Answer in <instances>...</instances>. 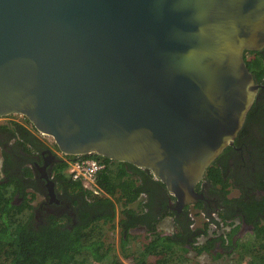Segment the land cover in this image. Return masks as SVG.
<instances>
[{
  "label": "water",
  "instance_id": "1",
  "mask_svg": "<svg viewBox=\"0 0 264 264\" xmlns=\"http://www.w3.org/2000/svg\"><path fill=\"white\" fill-rule=\"evenodd\" d=\"M262 49L264 0H0V117L148 169L180 211L240 132Z\"/></svg>",
  "mask_w": 264,
  "mask_h": 264
},
{
  "label": "trees",
  "instance_id": "2",
  "mask_svg": "<svg viewBox=\"0 0 264 264\" xmlns=\"http://www.w3.org/2000/svg\"><path fill=\"white\" fill-rule=\"evenodd\" d=\"M245 61L255 79H260L263 74L261 59ZM258 110L254 102L235 143L249 133L248 123ZM23 120L0 124V264H123L117 255L111 254L113 248L107 242L108 234L115 229L120 235V256L130 258L131 264H188L187 253L209 250L212 240L205 245H195L208 233L209 221L193 226L194 220L189 215L191 205L185 206L180 213L174 211L169 205L174 198L148 169L99 155L84 156L106 164L96 177L102 190L100 196L71 178L67 167L75 156L64 155L53 165L51 176L56 191L69 202L74 216L66 212L48 214L38 224L32 202L41 191L35 185L33 171L25 163L45 145L30 122L26 118ZM249 134L251 146L258 144V150H263L264 128ZM231 149L232 146H228L216 158L202 181L210 182L211 191L223 198V203L236 202L245 214L244 220L254 225L252 234L245 239L232 241L236 228L228 233L226 248H233L236 264H264V224L261 223L264 221V196L245 198L241 189L257 187L250 186V182L236 186L231 175L224 174L220 161ZM23 157L28 158L23 160ZM259 183L258 187H264L262 176ZM231 186L241 188L238 198H226ZM199 187L198 183L197 191ZM192 207L201 211L204 204L197 201ZM231 214L220 212L219 216L226 222L237 215L236 212ZM166 217L172 218L171 233L159 230L160 222ZM137 229L143 230L144 240L131 250L130 243L136 237L133 231Z\"/></svg>",
  "mask_w": 264,
  "mask_h": 264
},
{
  "label": "flooded vegetation",
  "instance_id": "3",
  "mask_svg": "<svg viewBox=\"0 0 264 264\" xmlns=\"http://www.w3.org/2000/svg\"><path fill=\"white\" fill-rule=\"evenodd\" d=\"M245 59L249 62H252L256 59H261L263 63L262 77L260 79H255L253 75L255 82L259 85L254 101L257 104L259 110L253 116L252 120L248 123V127H250L249 133L256 134L259 129L264 128V49L259 51L246 52ZM249 133L243 135L242 140L238 141L237 143H233L232 149L221 158L220 168L222 169V171H224L225 175H231V180H234L237 183L236 186L239 185L241 187L243 186L242 183L245 184L250 182V186L257 187L254 189L251 188V190L240 188L245 193V198L249 199L250 196L253 195L257 199H260L261 196H264V187H258V185H260V176H262L264 180V149L261 151L258 150V144L255 147L251 146V135ZM44 145L45 148L40 149L37 154L31 156L29 161L25 163V165L30 167L33 171L35 185L37 189L41 191V200L39 201L37 207H34V218L36 219L38 224H41L48 214L58 215L62 212H66L74 216L69 202L64 197H62L59 192L56 191V189L55 196L51 197L48 194L47 181L48 179H52V167L55 163L58 162L55 160V158L59 160L63 158L58 156L56 151L57 147L54 143L52 144V147H48L45 143ZM6 147L7 146H4V148ZM26 158L28 157H23V160ZM199 184L200 187L198 189L203 193L204 199L198 201H202L204 207L201 211L198 210V212L201 213V215L206 219V222L209 221L208 228L210 225L219 230L226 228L222 234L217 235L218 244H220L221 246H227L229 237L228 233H230L234 228H236L235 233L231 236L233 242L236 241L235 239L239 240L242 239L245 235L252 234L254 225L252 223H247L244 220L245 214L241 213L242 210L240 211V207L236 202H234V204L232 205L223 203V198L219 197L218 194L211 191L210 182L201 181ZM233 189L237 192V195L232 194ZM240 189L238 187H229V193L226 195V198H238L240 196V193H242ZM20 200L21 199H19L18 202H20ZM169 205L171 208L173 207L170 201ZM173 210L178 213L182 211H178L175 209ZM220 212H227L229 214H233L236 212L237 215L226 219V222H224L219 216ZM261 223L264 224V221H261Z\"/></svg>",
  "mask_w": 264,
  "mask_h": 264
},
{
  "label": "rangeland",
  "instance_id": "4",
  "mask_svg": "<svg viewBox=\"0 0 264 264\" xmlns=\"http://www.w3.org/2000/svg\"><path fill=\"white\" fill-rule=\"evenodd\" d=\"M23 117L17 116V115H7L4 117H0V124L8 121H19L24 122ZM30 127V125L28 126ZM35 134L42 140L48 147H52V144L54 143L53 139L45 134H41L37 131H35ZM57 154L59 157L64 158L63 154L56 149ZM41 192L36 193V198L32 202L34 207H37L39 201L41 200ZM232 194L237 195V192L232 190ZM17 203L18 200H17ZM189 215L194 220L193 226H202L203 223L206 221V219L201 215V213L198 212V209L192 207V205L189 208ZM208 234L205 236L200 237L195 245H205L207 241H210L211 239H214L211 241V245L209 250H204L201 253H196L195 251H191L187 253V256L189 257V263L188 264H236V254L233 252L232 248H226V246H221L218 244V234H222L225 229L219 230L216 229L214 226L210 225L208 228ZM159 230L163 231L164 233H171L173 231V222L171 217H166L163 219L159 224ZM133 234L136 236L135 239L130 243L129 248L131 250H135L137 248V243L140 240H144V232L141 229H137L133 231ZM243 237V236H242ZM248 237V235H245L243 238L245 239ZM119 231L118 229H115L111 233L108 234L107 242L110 243L113 250L111 251V254L117 255L123 264H131L130 258H121V252H120V246H119ZM241 238V237H240ZM237 240V239H235ZM109 264V263H105Z\"/></svg>",
  "mask_w": 264,
  "mask_h": 264
},
{
  "label": "built area",
  "instance_id": "5",
  "mask_svg": "<svg viewBox=\"0 0 264 264\" xmlns=\"http://www.w3.org/2000/svg\"><path fill=\"white\" fill-rule=\"evenodd\" d=\"M11 115L23 117L19 114ZM105 167L106 164L99 159L79 155L69 161L67 172L68 174H70L73 180L80 181L84 188L93 192L96 196H100L102 190L98 187L96 183V177L98 173L102 171Z\"/></svg>",
  "mask_w": 264,
  "mask_h": 264
}]
</instances>
